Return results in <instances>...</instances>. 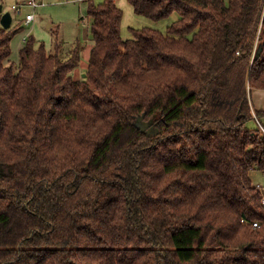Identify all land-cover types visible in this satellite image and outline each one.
Instances as JSON below:
<instances>
[{"label": "trees", "instance_id": "obj_1", "mask_svg": "<svg viewBox=\"0 0 264 264\" xmlns=\"http://www.w3.org/2000/svg\"><path fill=\"white\" fill-rule=\"evenodd\" d=\"M127 2L178 18L123 40L87 0L80 79L57 33L6 64L0 25V264H264V0Z\"/></svg>", "mask_w": 264, "mask_h": 264}, {"label": "rangeland", "instance_id": "obj_2", "mask_svg": "<svg viewBox=\"0 0 264 264\" xmlns=\"http://www.w3.org/2000/svg\"><path fill=\"white\" fill-rule=\"evenodd\" d=\"M23 1L0 0L3 13L9 12L13 20L12 26L19 29L12 39L10 56L5 63L18 65L19 50L24 44V39L29 36H32L37 42L42 43L50 51L53 33H57L65 49L77 43L82 47L79 67L71 74L75 79L83 77L82 73L86 69L92 46L90 41L91 21L87 18L86 14L87 0H39L38 2L41 5L36 9L23 7L20 9V13H14L12 7L18 6ZM92 1L98 4L104 0ZM114 2L122 11L120 35L123 40L132 39L133 32L141 31L145 28L165 33L167 28L178 18L176 14H172L167 18L155 21L137 15L127 0H114ZM27 14H33L34 18L30 24L24 25V18ZM249 177L252 184L259 187L263 192L264 201V172L252 170Z\"/></svg>", "mask_w": 264, "mask_h": 264}, {"label": "built area", "instance_id": "obj_3", "mask_svg": "<svg viewBox=\"0 0 264 264\" xmlns=\"http://www.w3.org/2000/svg\"><path fill=\"white\" fill-rule=\"evenodd\" d=\"M38 1L39 0H24L18 6H13L12 7V10L14 11V13H20V9L23 8V7H29V8L36 9L38 6L41 5V3L38 2ZM33 18H34V15L33 14H27V15H25L24 25L30 24L32 22ZM262 131L264 133V129H262ZM262 204L264 205V201H262ZM254 226H257V224H254Z\"/></svg>", "mask_w": 264, "mask_h": 264}, {"label": "crops", "instance_id": "obj_4", "mask_svg": "<svg viewBox=\"0 0 264 264\" xmlns=\"http://www.w3.org/2000/svg\"><path fill=\"white\" fill-rule=\"evenodd\" d=\"M12 22H13V20H12ZM52 38L54 39V37H52ZM53 39H52V47H53ZM52 47H51L50 51H52V49H53ZM250 100H251L252 108L254 110L264 112V91L252 90L251 94H250Z\"/></svg>", "mask_w": 264, "mask_h": 264}, {"label": "water", "instance_id": "obj_5", "mask_svg": "<svg viewBox=\"0 0 264 264\" xmlns=\"http://www.w3.org/2000/svg\"><path fill=\"white\" fill-rule=\"evenodd\" d=\"M2 6L0 5V25L3 29H8L11 24H12V17H11V14L9 12L7 13H3L2 11ZM85 76V75H83Z\"/></svg>", "mask_w": 264, "mask_h": 264}]
</instances>
